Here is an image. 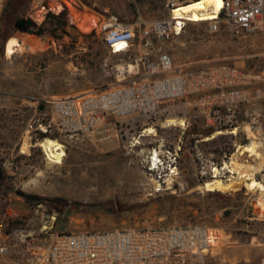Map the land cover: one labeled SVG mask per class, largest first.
<instances>
[{
  "label": "rangeland",
  "instance_id": "obj_1",
  "mask_svg": "<svg viewBox=\"0 0 264 264\" xmlns=\"http://www.w3.org/2000/svg\"><path fill=\"white\" fill-rule=\"evenodd\" d=\"M50 12L68 22L67 34L59 30L55 35L21 36L14 27L17 18L23 17L32 19L35 29H53ZM168 14L169 8L161 0L8 1L0 20V246L6 243L10 252L0 254V262L38 264L27 243L14 239L16 230L37 238L202 224L219 229L222 236L203 264H264V193L245 188L230 193L206 191L195 180L194 166L188 162L183 172L185 190L150 195L151 185L138 158L117 143L63 138L59 143L65 157L56 161L42 147L43 141L38 145L41 137L37 132L29 141L27 129L36 99L117 83L115 66L121 57L113 55L97 33L84 36L97 31V23L110 15L135 23ZM209 26L190 24L170 43L153 40L151 57L160 49L168 51L175 67L184 72L218 63L253 74L264 69V33L235 32L225 23L219 32H212ZM13 38L20 47L7 55L6 45ZM193 127L198 133L206 131L201 118L194 119L190 130ZM180 134L173 129L166 136L173 142ZM233 144L232 137L217 136L202 147L220 152ZM263 179L264 170L259 176Z\"/></svg>",
  "mask_w": 264,
  "mask_h": 264
},
{
  "label": "built area",
  "instance_id": "obj_2",
  "mask_svg": "<svg viewBox=\"0 0 264 264\" xmlns=\"http://www.w3.org/2000/svg\"><path fill=\"white\" fill-rule=\"evenodd\" d=\"M8 1L0 0V20ZM161 1L169 8V14L161 19L132 23L110 15L97 23L95 33L113 55L121 57L115 66L116 84L36 99L27 129L29 141L34 132L40 135L39 146L47 139L42 133L57 134L58 142L84 137L117 143L138 158L151 185L150 195L185 190L183 172L188 162L194 166V178L201 186L217 179L227 181L238 175L227 166L240 147L251 139L264 147V129L260 127L264 113L257 111L264 105V69L253 74L218 63L184 72L175 67L168 51L160 49L155 58L149 52L153 40L173 42L190 24L209 23L212 32H219L225 23L235 32L264 33V0H223L216 19L198 22L182 19L176 12L201 0ZM248 105L254 110H245ZM195 118L203 119L205 129L213 133L190 145L186 134ZM173 129L181 134L171 142L166 135ZM217 136L232 137L233 146L222 147L220 152L203 149L202 145H209ZM261 174L255 179L264 183V179L259 180ZM12 235L27 243L28 252L38 264H203L222 237L219 229L202 224L116 228L37 238L16 230ZM9 252V246L1 244L0 254Z\"/></svg>",
  "mask_w": 264,
  "mask_h": 264
},
{
  "label": "bare ground",
  "instance_id": "obj_3",
  "mask_svg": "<svg viewBox=\"0 0 264 264\" xmlns=\"http://www.w3.org/2000/svg\"><path fill=\"white\" fill-rule=\"evenodd\" d=\"M223 8V0H201L192 5L182 8L176 12L182 19H189L193 21H211L217 18ZM203 11V13H200ZM79 18V16H77ZM97 26V25H96ZM20 46L17 39L9 40L6 45L7 55H13L17 52ZM101 142L105 145H110V142L101 138ZM42 147L49 154V156L61 161L65 157L63 146L56 140L47 138L42 142ZM60 150V151H58ZM264 147H262L255 139L238 149L232 157V164H228V168L237 171L238 175L231 177L225 181L217 179L212 183L204 186L206 191H221L224 193L236 192L247 187L249 190H258L264 193V183L255 179V176L264 170ZM250 153V156H248ZM257 155L256 158L252 156Z\"/></svg>",
  "mask_w": 264,
  "mask_h": 264
},
{
  "label": "trees",
  "instance_id": "obj_4",
  "mask_svg": "<svg viewBox=\"0 0 264 264\" xmlns=\"http://www.w3.org/2000/svg\"><path fill=\"white\" fill-rule=\"evenodd\" d=\"M48 20L53 25V29H46L45 27H41L39 29L31 28L27 33L21 32V36H25L27 34L37 35V36H44L46 33H51L53 35L56 34L57 31L62 30L65 34H67V30L69 28L68 22L62 18L60 15H56L54 13L48 14ZM201 24H207V23H201ZM95 31L92 32L91 35H84L85 37H90L95 35ZM213 131L206 130L204 133H198L196 128L193 127L192 130H189L186 134L187 142L192 145L196 139H201L206 136H211ZM42 138H51L53 140L58 139L57 134H41ZM37 141V140H36ZM187 158L190 160V156L187 155ZM190 167V166H189Z\"/></svg>",
  "mask_w": 264,
  "mask_h": 264
},
{
  "label": "water",
  "instance_id": "obj_5",
  "mask_svg": "<svg viewBox=\"0 0 264 264\" xmlns=\"http://www.w3.org/2000/svg\"><path fill=\"white\" fill-rule=\"evenodd\" d=\"M19 21L20 25L17 28L24 33H27L31 28L36 26V23L32 19L21 17Z\"/></svg>",
  "mask_w": 264,
  "mask_h": 264
},
{
  "label": "crops",
  "instance_id": "obj_6",
  "mask_svg": "<svg viewBox=\"0 0 264 264\" xmlns=\"http://www.w3.org/2000/svg\"><path fill=\"white\" fill-rule=\"evenodd\" d=\"M245 110H254V107L251 105L245 106ZM258 112H263L264 113V105H260V108L257 110ZM260 127L264 129V120L260 124Z\"/></svg>",
  "mask_w": 264,
  "mask_h": 264
},
{
  "label": "flooded vegetation",
  "instance_id": "obj_7",
  "mask_svg": "<svg viewBox=\"0 0 264 264\" xmlns=\"http://www.w3.org/2000/svg\"><path fill=\"white\" fill-rule=\"evenodd\" d=\"M19 19H20V18H17V20L15 21V25H14L15 28H17V27L20 25V21H19ZM36 27H37V25H36L34 28H36ZM17 29H18V28H17ZM18 31H19V32H22V31H20L19 29H18Z\"/></svg>",
  "mask_w": 264,
  "mask_h": 264
}]
</instances>
